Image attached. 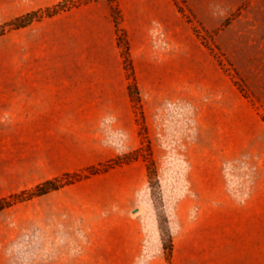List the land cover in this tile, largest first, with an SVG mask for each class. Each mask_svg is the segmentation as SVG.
<instances>
[{"label":"crops","instance_id":"obj_1","mask_svg":"<svg viewBox=\"0 0 264 264\" xmlns=\"http://www.w3.org/2000/svg\"><path fill=\"white\" fill-rule=\"evenodd\" d=\"M62 1L0 0V14L19 17ZM184 1L206 26L213 6L206 0ZM158 31L167 37V52L153 45ZM13 33L12 61L0 62V197L9 184L22 180V159L35 160L32 168L47 173L46 168L71 161L96 166L116 158L115 139L101 131L106 120L130 133V149L137 148L119 36L141 98L174 100L184 85L205 86L209 71L221 80L174 0L91 1ZM218 91L216 110L221 116L240 110L245 125L238 131L240 142L228 139L227 150L231 145L262 161L250 174H220L216 161L212 169L206 165L204 173L188 177L174 213L171 264H264V130L251 129V111L238 96L225 97L230 88L223 79ZM144 177L138 161L97 176L102 216L85 225L91 234L77 247L78 264H151L150 256L140 257L143 239L139 221L130 214L134 207L117 206ZM161 251L159 244L152 264H166Z\"/></svg>","mask_w":264,"mask_h":264},{"label":"rangeland","instance_id":"obj_2","mask_svg":"<svg viewBox=\"0 0 264 264\" xmlns=\"http://www.w3.org/2000/svg\"><path fill=\"white\" fill-rule=\"evenodd\" d=\"M91 1L76 0L77 3ZM174 1L213 60L221 80L228 83L230 92L225 97L231 100L233 95L238 96L251 111L254 119L249 121L251 129L264 130V0H206L213 6V16L208 18L206 26L194 19L184 0ZM112 16L117 20V11L112 10ZM19 17L0 14V62L12 61L15 29L8 25ZM118 43L125 54L127 45L122 36L118 37ZM168 44L162 31L154 34L155 48L167 52ZM128 62L129 58L124 61L127 78L134 84ZM221 80L209 71L205 86L184 85L179 96L164 101L141 98L137 88H131L132 138L137 144L134 150L130 149V133L117 129L114 122L112 126L111 120L102 123L101 131L115 139L116 158L124 161L112 169L136 161L145 167L143 182L119 198L117 206L125 210L134 207L130 214L139 221L143 239L140 257L150 256L151 264L157 260L154 252L159 244L160 256L166 264L170 262L174 213L190 175L204 173L206 165L212 169L216 161L219 164L215 169L220 174H250L262 161L254 153L232 149L231 145L227 150L228 139L230 144L240 142L238 131L245 130V125L240 110H227L223 116L216 110L221 100L218 91ZM222 130L237 135L226 136ZM20 161L26 170L22 180L9 184L0 200L21 191L31 192L46 181L63 180L66 174L84 175L89 168L107 163L77 166L71 161L68 166L46 168L44 173L42 169L32 168L35 160ZM107 171L0 211V264H78L77 247L91 234L85 225L102 216L103 200L97 176Z\"/></svg>","mask_w":264,"mask_h":264},{"label":"trees","instance_id":"obj_3","mask_svg":"<svg viewBox=\"0 0 264 264\" xmlns=\"http://www.w3.org/2000/svg\"><path fill=\"white\" fill-rule=\"evenodd\" d=\"M96 1V0H93ZM82 4L86 3H77L76 0H63L62 2L52 6L48 7L45 9H39L35 12L28 13L22 17L14 19L12 22L9 23L8 26L12 27L13 29H19L23 28L33 21L40 20L42 18H48V17H53L63 11L69 10L74 7H78ZM116 11L113 9V12ZM115 19V18H114ZM116 21V19H115ZM122 55L124 57V61L127 62L128 60V49L126 48L125 54L122 51ZM130 65L128 62L127 65ZM131 88L136 89L135 85L131 82L128 86V92L130 95ZM124 164V161H120L118 158H115L113 160H110L109 162L105 163L103 166L99 165L97 167H91L89 170H87V173L84 175H75V176H69L68 174L64 175L63 180L60 179H54L51 181H46L43 182L39 185H37L34 190L31 192H26V191H21L18 194H14L7 199H2L0 200V211L3 209L9 207L11 204H16V203H21L27 200H31L32 198L35 197H41L44 196L52 191H56L60 189L63 186H68L71 185L75 182H78L82 179L98 175L104 171L110 170L115 166H119ZM168 264H171L170 262Z\"/></svg>","mask_w":264,"mask_h":264},{"label":"built area","instance_id":"obj_4","mask_svg":"<svg viewBox=\"0 0 264 264\" xmlns=\"http://www.w3.org/2000/svg\"><path fill=\"white\" fill-rule=\"evenodd\" d=\"M157 41H160L159 39H157Z\"/></svg>","mask_w":264,"mask_h":264}]
</instances>
